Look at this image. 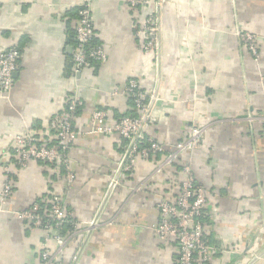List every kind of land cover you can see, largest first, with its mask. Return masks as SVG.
<instances>
[{
    "label": "crops",
    "instance_id": "crops-1",
    "mask_svg": "<svg viewBox=\"0 0 264 264\" xmlns=\"http://www.w3.org/2000/svg\"><path fill=\"white\" fill-rule=\"evenodd\" d=\"M83 1L0 0V51L22 52L10 96L0 97V191L5 164L13 184L0 200V264H39L44 233L20 213L52 193L78 224L69 264H177L176 241L161 240L154 227L158 203L177 198L188 163L207 197L209 264H264V0H162L135 9L128 0H90L107 60L77 71L69 65ZM150 13L159 43L145 51L136 28ZM241 28L258 35L259 60ZM130 79L151 95L145 136L171 149L192 125L206 126L200 145L160 172L163 154L128 171L124 139L91 131L95 109L107 110L109 123L129 115ZM68 96L82 101L72 183L37 161L19 167L13 155L15 136L29 131L42 140Z\"/></svg>",
    "mask_w": 264,
    "mask_h": 264
},
{
    "label": "built area",
    "instance_id": "built-area-1",
    "mask_svg": "<svg viewBox=\"0 0 264 264\" xmlns=\"http://www.w3.org/2000/svg\"><path fill=\"white\" fill-rule=\"evenodd\" d=\"M162 0H128L131 9L147 7L150 3L160 5ZM137 35L144 39L143 49L152 51L159 43V25L155 13L145 18L141 27H137ZM77 43L73 48L74 67L77 71L87 67L91 60L99 62L107 60V53L102 45L90 46V41L96 37L93 24L90 0H84L78 7L76 25ZM242 42L249 49L255 60L261 58L258 35L244 28L238 31ZM21 50L13 45L0 51V97H8L14 87L15 72L17 71ZM125 91L135 99L136 107L140 110L138 117L124 116L114 123L107 121L108 112L105 109H95L90 117L93 133L114 134L127 139L124 155L125 168L131 171L139 159H148L163 154V159L157 164L156 171L160 172L171 166L185 152H192L200 145L206 132V126L192 125L188 135L167 149L156 140L149 139V147L140 148L138 142L144 137L143 128L145 113L151 107V95L141 88L138 79H131ZM149 97V101L146 99ZM150 104V105H149ZM67 105V107H66ZM82 101L76 96H68L65 105L49 121L45 136L42 140H58L57 146H49L29 131L22 132L13 140V155L17 166L25 168L32 161H43L59 166L65 165L66 179L72 183L75 174L71 169V148L78 137L74 127L76 109ZM250 121L252 117L249 116ZM264 132V116L261 118ZM5 172L4 183L0 191V200L5 203L13 193L12 169L9 164L3 165ZM185 178L182 181L180 193L175 200L162 199L158 203L160 220L154 231L161 240L174 239L178 246V264H209L213 258V247L206 241L204 223L197 217L202 215L207 205L204 189L195 182L191 164L184 166ZM49 209H43L39 201L20 213V217L29 221L44 233L43 249L40 253L39 264H64L63 258L69 246V240L78 232V224L70 211L64 205L57 193H52L48 200ZM70 222L73 230L63 234L65 223ZM94 224V222L91 223Z\"/></svg>",
    "mask_w": 264,
    "mask_h": 264
},
{
    "label": "trees",
    "instance_id": "trees-1",
    "mask_svg": "<svg viewBox=\"0 0 264 264\" xmlns=\"http://www.w3.org/2000/svg\"><path fill=\"white\" fill-rule=\"evenodd\" d=\"M72 37H74L75 39H74V44L76 45V43H77V38H76V31H74V34H73V36ZM99 43L97 42V40H96V38L94 37L93 39H92V41H90V46H95V45H98ZM74 45V46H75ZM91 60V62H99V61H97V60H95V59H90ZM74 64V61H73V58L71 59V65H69L70 66V69L72 68V65ZM70 69H69V72H70ZM131 80V79H130ZM129 82V81H128ZM146 101H149V97L146 99ZM129 102H130V106H131V111H129V115H126V116H131V117H138L139 115H140V110L136 107V104H135V99H134V97L132 96V95H129ZM65 105V104H64ZM66 107H67V105H66ZM80 107L81 106H79L77 109H76V111H75V113H76V115H78V113L80 112ZM59 112V111H58ZM54 116V115H53ZM124 117V116H123ZM122 118V117H121ZM124 139V138H123ZM149 137H147V136H145V134H144V137L138 142V146L140 147V148H144V147H149L150 145H151V143L149 142ZM124 141H125V144H127L128 143V141H127V139H124ZM42 142H46L49 146H51V145H55V146H57V144H58V140H56V139H51V140H42ZM149 158H151V157H149ZM179 159V158H178ZM177 159V160H178ZM176 160V161H177ZM38 162H40V163H43V164H46V165H48V166H50L51 168H55L56 169V166L55 165H51V164H48V163H44L43 161H38ZM59 170H60V172L62 173V174H67V169H66V167H65V165L63 164V165H61V166H59ZM52 195V194H51ZM51 195H49V197L46 199V200H40L39 201V203H40V205H41V207H42V210L43 209H49V203H48V200L50 199V197H51ZM200 221H202V222H204V220L206 219V210H204L203 212H202V215H200V216H198L197 217ZM72 230H73V225L70 223V222H68V223H65L64 224V227H63V234H70L71 232H72ZM44 238V237H43ZM75 237H72L71 239H74ZM207 238V237H206ZM205 238V239H206ZM44 240V239H43ZM207 241V240H206ZM70 245V244H69ZM42 248H43V245H42V247H41V251H42ZM68 248H69V246H68ZM67 248V249H68ZM65 255H67L66 253H65ZM65 255H64V258H63V261H64V264H69L70 263V260H66V258L67 257H65ZM178 260H179V254H178V257H177V264H178Z\"/></svg>",
    "mask_w": 264,
    "mask_h": 264
},
{
    "label": "rangeland",
    "instance_id": "rangeland-1",
    "mask_svg": "<svg viewBox=\"0 0 264 264\" xmlns=\"http://www.w3.org/2000/svg\"><path fill=\"white\" fill-rule=\"evenodd\" d=\"M149 105H150V104H149ZM150 109H151V107L149 106L147 112L145 113V116H146L145 121H146V119H147V117H148V115H149V113H150ZM144 124H145V123H144Z\"/></svg>",
    "mask_w": 264,
    "mask_h": 264
},
{
    "label": "water",
    "instance_id": "water-1",
    "mask_svg": "<svg viewBox=\"0 0 264 264\" xmlns=\"http://www.w3.org/2000/svg\"><path fill=\"white\" fill-rule=\"evenodd\" d=\"M15 74H16V72H15Z\"/></svg>",
    "mask_w": 264,
    "mask_h": 264
}]
</instances>
